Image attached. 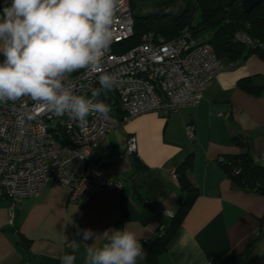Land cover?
<instances>
[{"label": "crops", "instance_id": "0c3cea01", "mask_svg": "<svg viewBox=\"0 0 264 264\" xmlns=\"http://www.w3.org/2000/svg\"><path fill=\"white\" fill-rule=\"evenodd\" d=\"M221 61L233 63L216 74L196 106L167 116L141 114L98 143L92 159L110 158L104 175L120 183L119 190L103 186L71 202L65 187L49 184L13 206L11 223L10 203L0 198V264H61L59 257L72 252L76 264H84L92 242L82 239L84 230L101 234L126 224L144 242L137 264H147L158 233L192 195L158 264H264V196L235 183L220 161L240 151L233 141L240 136L254 160L264 164V57L251 53ZM130 135L136 138L133 154L125 152ZM188 157L186 192L170 172Z\"/></svg>", "mask_w": 264, "mask_h": 264}, {"label": "built area", "instance_id": "2783aa9c", "mask_svg": "<svg viewBox=\"0 0 264 264\" xmlns=\"http://www.w3.org/2000/svg\"><path fill=\"white\" fill-rule=\"evenodd\" d=\"M133 28L131 0H118L111 25L113 38L99 70H78L69 78L77 94L91 97L100 89L101 74L115 77L111 94L104 90L97 97L111 107L107 119L90 115L87 124L80 126L31 97L0 103V198L10 203V223L13 206L49 184L65 187L71 202L88 199L103 186L119 190L121 184L104 175L110 158L92 159L98 143L111 130L141 114L167 116L196 106L216 74L233 63L225 66L209 43L194 38L186 28L170 40H156L147 32L137 45L118 52V45L133 35ZM237 38L250 43L242 34ZM193 129L191 124L186 126L190 139ZM135 150L136 138L130 135L125 152L133 154ZM170 176L176 178L175 167ZM162 234L160 231L158 237Z\"/></svg>", "mask_w": 264, "mask_h": 264}, {"label": "clouds", "instance_id": "9594fccd", "mask_svg": "<svg viewBox=\"0 0 264 264\" xmlns=\"http://www.w3.org/2000/svg\"><path fill=\"white\" fill-rule=\"evenodd\" d=\"M117 5L118 0H11L0 11V103L27 96L80 126L90 115L107 119L111 107L97 97L114 87L115 77L101 74L91 97L77 94L69 78L78 70H99ZM82 239L92 241L84 264H137L144 257L141 238L128 224L101 234L84 230ZM59 259L76 264L77 255Z\"/></svg>", "mask_w": 264, "mask_h": 264}, {"label": "trees", "instance_id": "16d2710c", "mask_svg": "<svg viewBox=\"0 0 264 264\" xmlns=\"http://www.w3.org/2000/svg\"><path fill=\"white\" fill-rule=\"evenodd\" d=\"M151 2L159 10L143 13L141 7ZM183 2L176 13L165 10ZM5 3L0 0V11ZM134 17V33L126 41L120 42L118 52H124L137 45L143 34L152 32L156 40H170L186 28L194 38L209 43L219 59L240 60L251 53L264 57V0H260L252 9L246 11L239 0H131ZM164 9V10H163ZM162 10V12H161ZM198 16L197 20L195 17ZM242 34L250 43L237 38ZM207 35L206 39H200ZM254 45V46H253ZM111 94V91L108 90ZM234 143L240 147L237 154L222 157L221 166L235 183L243 188L264 196V164L257 163L250 153L248 141L240 136L233 137ZM191 158L179 163L176 178L183 189L190 190L188 171ZM193 195L183 198L174 219L151 244L147 256V264H158V256L166 249V245L176 227L183 218Z\"/></svg>", "mask_w": 264, "mask_h": 264}, {"label": "rangeland", "instance_id": "374dc122", "mask_svg": "<svg viewBox=\"0 0 264 264\" xmlns=\"http://www.w3.org/2000/svg\"><path fill=\"white\" fill-rule=\"evenodd\" d=\"M192 1L195 2V0H192ZM182 6H183V2H177L175 5L171 6L170 8L166 9L165 11L168 13L174 14ZM157 10H159V9L155 8L153 6V3H151V2H148L141 7V12H143V13L155 12ZM161 12H162V10H161ZM197 18H198V16L195 17V20H197ZM206 37H207V35H204L200 39H206Z\"/></svg>", "mask_w": 264, "mask_h": 264}, {"label": "water", "instance_id": "95a60500", "mask_svg": "<svg viewBox=\"0 0 264 264\" xmlns=\"http://www.w3.org/2000/svg\"><path fill=\"white\" fill-rule=\"evenodd\" d=\"M229 2L236 0H228ZM244 10L248 11L252 9L260 0H239Z\"/></svg>", "mask_w": 264, "mask_h": 264}]
</instances>
